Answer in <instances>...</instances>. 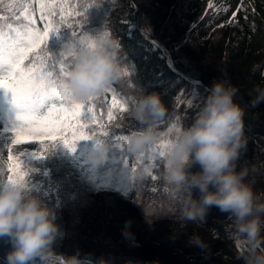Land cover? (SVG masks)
Wrapping results in <instances>:
<instances>
[{
  "label": "trees",
  "instance_id": "16d2710c",
  "mask_svg": "<svg viewBox=\"0 0 264 264\" xmlns=\"http://www.w3.org/2000/svg\"><path fill=\"white\" fill-rule=\"evenodd\" d=\"M27 1L0 0V22L14 23L16 13L23 15L24 9L9 10L8 6L21 2L26 6ZM56 2L63 7L53 9L54 16L50 18L57 20L60 28L49 33L37 59L50 53L59 60L65 51V34L76 33L73 41H77L83 32H88L84 26L93 34L106 28L120 45L123 70L117 80L110 82L108 90H101L89 101L98 120L95 128L86 120L81 122L89 134L102 137L105 133L99 131L100 125L106 124L112 149L108 167L100 164L92 170L81 164L79 155L87 153L93 138L76 141L80 147L75 156L62 143L52 147L53 142L45 141L50 150L45 157L29 159L21 151L31 141L14 142L15 134L0 124V160L6 162L5 174L12 175V168L18 165L24 179L32 183V191L54 211L56 223L65 230L54 242V252H76L83 259L82 264H91L87 260L96 264L101 257L112 264L153 258L160 264H243L241 254L247 244L234 241L229 234L231 218L227 213L211 205L203 220L180 215L179 201L162 176L164 157L153 155V149L161 141L171 140L173 125L191 123L214 80H226L237 87L234 100L244 110L247 144L237 166H250L253 186L264 190V102L250 104L254 87L264 86V3L252 0L247 5L244 25L219 18L216 23L190 27L189 18L204 0H97L85 9L92 0ZM32 3L35 7L40 0ZM45 22L39 21L41 29ZM177 41L179 44L175 45ZM139 89L157 91L165 105L166 112L157 121L159 136L139 153L119 151L121 141L125 142L129 131L138 125L128 112L131 100L126 108H113L111 117L108 115L112 94L115 91L118 99L132 98ZM105 99L107 104L103 103ZM139 165L147 166L142 180L126 183L120 169ZM45 166L51 170L48 180L43 176ZM111 172L117 178L115 184L109 181ZM193 195H198V189H193ZM144 211L155 215L150 223L145 220ZM126 220L130 221L129 233L124 231ZM189 238L199 239L204 245ZM10 246L6 237H0V264H7L5 254ZM28 264L43 261L34 256ZM49 264L61 261L52 257Z\"/></svg>",
  "mask_w": 264,
  "mask_h": 264
},
{
  "label": "clouds",
  "instance_id": "9594fccd",
  "mask_svg": "<svg viewBox=\"0 0 264 264\" xmlns=\"http://www.w3.org/2000/svg\"><path fill=\"white\" fill-rule=\"evenodd\" d=\"M119 47L106 28L95 34L83 32L77 41L67 43L71 63L65 82L75 98L85 99L121 76ZM253 91L250 104L256 106L264 102V86L257 85ZM236 92L234 84L214 80L191 123L173 126L172 138L163 154L162 176L168 190L179 201L182 217L203 220L209 206L216 205L231 218L229 234L247 242L241 254L243 264H264V191L254 188L250 166H237L247 139L244 110L234 100ZM128 112L138 127L126 135L125 146L128 152L139 153L159 136L157 121L166 108L157 91L139 89L132 96ZM109 149L106 137L93 139L86 153L92 170L105 160ZM5 164L0 160V237H6L11 244L5 254L7 264H28L34 256H39L43 264H49L52 257H57L61 264H82L76 252H54V242L65 230L56 223L54 211L32 191L30 181L9 180ZM120 171L126 183L135 184L142 180L147 166L121 168ZM193 189H198V195H193ZM154 216L145 212V220L149 223ZM129 223L125 221L126 233L130 232ZM189 239L204 245L199 239ZM96 264L112 262L101 257ZM122 264L160 262L156 258L149 261L128 259Z\"/></svg>",
  "mask_w": 264,
  "mask_h": 264
},
{
  "label": "snow or ice",
  "instance_id": "6c2138e0",
  "mask_svg": "<svg viewBox=\"0 0 264 264\" xmlns=\"http://www.w3.org/2000/svg\"><path fill=\"white\" fill-rule=\"evenodd\" d=\"M96 2L97 0H92L84 9ZM8 7L9 10L13 7L24 9L23 23L6 26L0 23V88L10 90L17 107L18 123L11 130L15 134L14 142L51 141L52 147L60 142L71 150L81 138L100 137L95 133L89 134L81 122L86 120L95 128L98 120L89 101L94 95L98 96L101 90L85 99H77L71 94L65 82L66 69L71 63V60H65V57H69L67 51L63 52L59 60L51 57L50 53L37 59L38 51L45 48L43 45L48 40L49 33L60 28V23L50 17L54 16L53 9L63 7L62 3L58 4L56 0H40V19L46 21L43 30L35 26L32 10L22 2ZM73 36L77 34L73 33ZM109 87L110 82L102 90L106 91ZM131 99H118L113 91L108 115L111 117L113 108H126ZM103 103L107 104V99ZM99 131L104 132L105 137L111 140L103 124ZM69 132L70 138L65 135ZM166 143L169 141H161L160 146L153 149V155L163 157V146ZM12 172L8 176L9 180L24 179V173L18 165L12 168Z\"/></svg>",
  "mask_w": 264,
  "mask_h": 264
},
{
  "label": "rangeland",
  "instance_id": "374dc122",
  "mask_svg": "<svg viewBox=\"0 0 264 264\" xmlns=\"http://www.w3.org/2000/svg\"><path fill=\"white\" fill-rule=\"evenodd\" d=\"M242 0H209L207 5L191 20L192 25L201 24L203 21L220 13L223 16L240 15L242 13ZM206 14H211L204 18ZM42 152V146L37 144L32 148L31 154L36 155ZM260 168V166H259ZM164 213V212H163ZM168 216V215H167Z\"/></svg>",
  "mask_w": 264,
  "mask_h": 264
}]
</instances>
